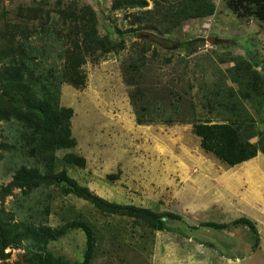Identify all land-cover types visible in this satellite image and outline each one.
<instances>
[{
  "label": "rangeland",
  "instance_id": "374dc122",
  "mask_svg": "<svg viewBox=\"0 0 264 264\" xmlns=\"http://www.w3.org/2000/svg\"><path fill=\"white\" fill-rule=\"evenodd\" d=\"M145 1L140 7L126 0H0V29L33 24L40 31L44 24L47 33H33L29 40L41 63L39 53L62 68L60 50L72 35L62 13L71 6H90L98 34L118 45L96 61L85 58L83 86L60 84L59 105L72 109L73 147L57 149L52 157L40 153V136L14 115L0 113V143L6 145L0 146V219L5 226L25 219L52 227L85 221L96 239L89 264H264V154L228 166L204 151L192 131L194 122L239 114L264 133V23L239 18L225 0H212L211 15L163 32L162 12L174 0ZM136 89L137 102L148 104L153 118L162 109L175 120L139 123L131 98ZM67 153L80 161H65ZM21 165L44 173L65 170L110 201L181 217L169 229L156 230L62 193L64 183L24 192L13 183ZM240 216L255 224L257 240L248 226L230 225ZM45 247L55 264L79 263L85 236L71 230ZM41 248L30 239L8 246L0 241V264H34L27 259Z\"/></svg>",
  "mask_w": 264,
  "mask_h": 264
},
{
  "label": "trees",
  "instance_id": "16d2710c",
  "mask_svg": "<svg viewBox=\"0 0 264 264\" xmlns=\"http://www.w3.org/2000/svg\"><path fill=\"white\" fill-rule=\"evenodd\" d=\"M225 1L237 17L254 18L264 23V0ZM126 3L129 6L147 5L145 0H126ZM172 3L173 5L166 7L162 12L165 27L167 23L163 32L174 29L186 19L206 17L214 11L212 0H174ZM157 6L161 7V4L157 3ZM32 11L35 12L36 9ZM62 18L70 22L72 35L67 37V44L60 50L59 59L64 60L61 69L48 64L41 53L39 54L42 55V63L39 62L31 51L30 35L47 33L43 23L39 27L40 31H37V27L33 24L32 27L11 24L0 29V63H2L0 99L4 103L0 106L1 116L5 113L12 114L16 120L32 128L33 132L40 136L35 145L36 150L49 154L50 157L57 149L73 147L75 140L70 129L72 109L59 105L60 84L68 82L76 88L83 86L84 76L80 69L85 58L94 57L93 61H96L99 59V53L112 51L118 46L108 35L98 34L96 13L90 6L85 5L79 8L71 6L69 10L62 13ZM137 90H134L136 96L131 95V98H133L132 106L139 123L155 120L171 123L175 120L171 112L162 109L159 116L156 119L153 118L148 104L137 102L141 100L137 98ZM142 96L144 98V95ZM192 131L199 137V145L204 151L213 154L228 166L252 159L258 153L264 154V133H260L254 123L242 119L239 114H236V117H227L222 122H194ZM0 146L6 147L4 143H0ZM63 158L71 163L81 159L73 153H67ZM13 183L24 192H30V189L44 184L64 183L62 193H70L85 199L105 213L141 219L156 230L169 229V224L181 217L170 211L155 212L134 204L110 201L95 194L86 186L78 184L65 170L57 173H44L39 167L21 165L15 171ZM44 212L47 215L49 210L45 209ZM239 224L248 226L256 240L258 239V231L252 220L246 216H240L233 219L230 225ZM205 225L221 229L230 226L229 223L224 222H207ZM71 230H80L85 236L83 260L71 264H89L95 250L96 239L92 228L85 221L70 220L52 227L44 223L36 225L33 221L25 219L5 226L0 219L2 246L17 244L23 239L32 240L34 244H37V249L42 245L39 252L35 251L32 257L27 259L34 264H55L56 260L45 245Z\"/></svg>",
  "mask_w": 264,
  "mask_h": 264
},
{
  "label": "crops",
  "instance_id": "0c3cea01",
  "mask_svg": "<svg viewBox=\"0 0 264 264\" xmlns=\"http://www.w3.org/2000/svg\"><path fill=\"white\" fill-rule=\"evenodd\" d=\"M261 198H262V197H261ZM260 200L262 201V199H258V201H260ZM258 233H259V232H258ZM258 236H259V235H258Z\"/></svg>",
  "mask_w": 264,
  "mask_h": 264
},
{
  "label": "water",
  "instance_id": "95a60500",
  "mask_svg": "<svg viewBox=\"0 0 264 264\" xmlns=\"http://www.w3.org/2000/svg\"><path fill=\"white\" fill-rule=\"evenodd\" d=\"M22 263H23V261H22Z\"/></svg>",
  "mask_w": 264,
  "mask_h": 264
}]
</instances>
